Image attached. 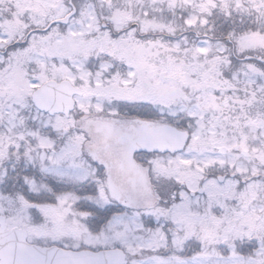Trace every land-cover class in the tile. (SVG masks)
I'll use <instances>...</instances> for the list:
<instances>
[{
	"label": "snow or ice",
	"instance_id": "snow-or-ice-1",
	"mask_svg": "<svg viewBox=\"0 0 264 264\" xmlns=\"http://www.w3.org/2000/svg\"><path fill=\"white\" fill-rule=\"evenodd\" d=\"M0 264H264V0H0Z\"/></svg>",
	"mask_w": 264,
	"mask_h": 264
}]
</instances>
